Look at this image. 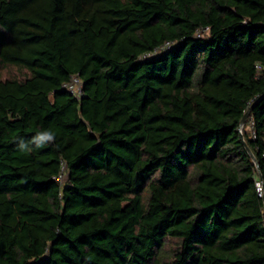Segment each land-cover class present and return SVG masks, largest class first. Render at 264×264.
<instances>
[{"label": "trees", "instance_id": "1", "mask_svg": "<svg viewBox=\"0 0 264 264\" xmlns=\"http://www.w3.org/2000/svg\"><path fill=\"white\" fill-rule=\"evenodd\" d=\"M258 179L264 0H0V264H264Z\"/></svg>", "mask_w": 264, "mask_h": 264}, {"label": "built area", "instance_id": "2", "mask_svg": "<svg viewBox=\"0 0 264 264\" xmlns=\"http://www.w3.org/2000/svg\"><path fill=\"white\" fill-rule=\"evenodd\" d=\"M203 31H207V29L199 30L198 34L199 35L204 34L205 32H203ZM170 46H171V43L166 42V44L162 46V49H165V48L167 49ZM64 88H66L69 92H71L73 95H75L78 98H81L84 94L83 80L79 74H73L71 76L70 80L67 81L66 83H64ZM67 175H68V173L66 171V167H65V165H63L62 171L60 172L59 175H57L56 178L60 182H63L66 180ZM256 184H257V188L259 191V195L263 196L264 195V187H263L262 180L258 179Z\"/></svg>", "mask_w": 264, "mask_h": 264}, {"label": "clouds", "instance_id": "3", "mask_svg": "<svg viewBox=\"0 0 264 264\" xmlns=\"http://www.w3.org/2000/svg\"><path fill=\"white\" fill-rule=\"evenodd\" d=\"M54 140L53 133L49 131H45L42 133H39L36 137L33 138L31 143L35 144L37 148L43 147L45 143L51 142ZM18 147L21 150L31 151V149L28 147V144L25 143L23 140L20 141Z\"/></svg>", "mask_w": 264, "mask_h": 264}, {"label": "rangeland", "instance_id": "4", "mask_svg": "<svg viewBox=\"0 0 264 264\" xmlns=\"http://www.w3.org/2000/svg\"><path fill=\"white\" fill-rule=\"evenodd\" d=\"M1 70H2L4 77L19 74V70L15 66H11V67H8L6 69H1Z\"/></svg>", "mask_w": 264, "mask_h": 264}, {"label": "water", "instance_id": "5", "mask_svg": "<svg viewBox=\"0 0 264 264\" xmlns=\"http://www.w3.org/2000/svg\"><path fill=\"white\" fill-rule=\"evenodd\" d=\"M253 106L245 113L243 119H242V126L246 123L250 113H251V110H252Z\"/></svg>", "mask_w": 264, "mask_h": 264}]
</instances>
